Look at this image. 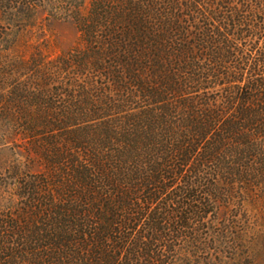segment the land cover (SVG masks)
<instances>
[{"label": "trees", "instance_id": "obj_1", "mask_svg": "<svg viewBox=\"0 0 264 264\" xmlns=\"http://www.w3.org/2000/svg\"><path fill=\"white\" fill-rule=\"evenodd\" d=\"M6 151L0 264H264V0H0Z\"/></svg>", "mask_w": 264, "mask_h": 264}, {"label": "rangeland", "instance_id": "obj_2", "mask_svg": "<svg viewBox=\"0 0 264 264\" xmlns=\"http://www.w3.org/2000/svg\"><path fill=\"white\" fill-rule=\"evenodd\" d=\"M48 13L40 11L38 14L37 27L29 32L27 41L29 44L41 45L42 50L47 54L50 53L52 57H57L73 48L79 41V32L76 25L71 20L57 21L51 19L47 21ZM26 41V40H25ZM47 46V47H46ZM33 52L30 48L26 53L29 56ZM11 160L12 155L9 152L1 153L0 160ZM264 203L257 205V210L254 209L252 214L258 215L257 230L264 232Z\"/></svg>", "mask_w": 264, "mask_h": 264}]
</instances>
